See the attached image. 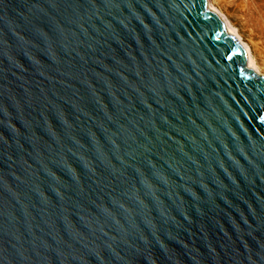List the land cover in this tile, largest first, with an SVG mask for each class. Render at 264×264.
<instances>
[{"label":"water","instance_id":"obj_1","mask_svg":"<svg viewBox=\"0 0 264 264\" xmlns=\"http://www.w3.org/2000/svg\"><path fill=\"white\" fill-rule=\"evenodd\" d=\"M211 0H0V264H264V79Z\"/></svg>","mask_w":264,"mask_h":264},{"label":"rangeland","instance_id":"obj_2","mask_svg":"<svg viewBox=\"0 0 264 264\" xmlns=\"http://www.w3.org/2000/svg\"><path fill=\"white\" fill-rule=\"evenodd\" d=\"M235 24L244 41L252 48L256 57H258L259 65L264 72V53L259 54L261 50V41L259 38L258 27L254 25V19H260L264 16V0H213ZM250 14V15H249ZM252 16V17H251ZM252 31V32H251ZM251 41V42H250ZM252 41L258 44L255 49Z\"/></svg>","mask_w":264,"mask_h":264},{"label":"bare ground","instance_id":"obj_3","mask_svg":"<svg viewBox=\"0 0 264 264\" xmlns=\"http://www.w3.org/2000/svg\"><path fill=\"white\" fill-rule=\"evenodd\" d=\"M211 1L214 4V1L213 0H211ZM251 20H253L254 25L258 27L259 38L263 39V41H261V43H260L262 52L259 51V54H262V53H264V16H262L260 19H254L252 17ZM229 28L233 29V32H236L235 37L237 38V43L242 44L241 48L243 50H246L245 51L246 52V58L247 59L250 58L248 60V64H251V65H248V69H250L254 73L260 75L264 79V72L262 73L263 68L261 69V67L259 65L258 57H256V55L254 54V51H253L254 49L252 50V48L244 41V39L242 38V35L240 34L238 28L235 26V24L232 21L229 24ZM252 44L254 45L255 49L258 47V44L253 42V41H252Z\"/></svg>","mask_w":264,"mask_h":264}]
</instances>
